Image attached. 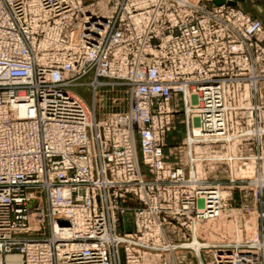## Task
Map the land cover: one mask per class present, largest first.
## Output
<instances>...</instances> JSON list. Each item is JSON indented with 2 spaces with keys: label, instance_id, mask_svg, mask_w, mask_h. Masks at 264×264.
Listing matches in <instances>:
<instances>
[{
  "label": "built area",
  "instance_id": "2783aa9c",
  "mask_svg": "<svg viewBox=\"0 0 264 264\" xmlns=\"http://www.w3.org/2000/svg\"><path fill=\"white\" fill-rule=\"evenodd\" d=\"M220 1L0 0V264H113L118 249L126 264H170L168 224L192 241L219 218L220 191L164 149L178 97L188 130L197 119L219 142L264 79L261 21ZM84 78L95 102L124 88L126 108L88 109L71 90ZM118 215L132 234L115 232ZM261 241L207 247V264H262Z\"/></svg>",
  "mask_w": 264,
  "mask_h": 264
},
{
  "label": "rangeland",
  "instance_id": "374dc122",
  "mask_svg": "<svg viewBox=\"0 0 264 264\" xmlns=\"http://www.w3.org/2000/svg\"><path fill=\"white\" fill-rule=\"evenodd\" d=\"M83 1L88 4L95 0ZM239 7L243 12L259 19L264 27V0H244ZM254 75L258 78H253V87L247 88L249 98L247 100L240 99L238 103L230 106L235 108L230 113L233 115V119L235 116L243 117L237 125L235 120L232 124L230 123L228 134L232 138L231 141H206V143L200 141L193 148V156L195 155L196 161L193 164L190 163L186 138L192 127L188 130L186 126L185 109L180 97L176 99L179 109L174 115L171 129L165 139L166 162L171 168H181L185 174L194 168V177L201 182L198 184L199 186L216 187L221 193L220 216L223 217V222L219 224L221 220L217 218L212 221L215 226L208 231L204 229L208 222L195 225L197 239L201 243L210 242L211 244L208 243L210 247L217 243L264 238V188L261 187V184L252 183L255 180H264V136L255 133L258 129L264 130V79L260 69ZM90 79L84 78L71 88L88 109L91 110L95 106L96 113L102 118L108 112L126 108L127 96L124 88H100L96 91L97 100L95 102L94 91L87 85L91 81ZM246 119L251 120L250 123L247 122L248 126H246ZM190 120L193 125L198 127L197 119ZM249 124H253L252 128L249 127ZM231 126H233L232 129ZM250 130L255 131L252 138L241 137L244 132ZM251 160L255 166L254 175L248 178L241 177V170L247 164H251ZM127 202L134 206L139 205L135 200ZM126 204L124 203V205ZM166 230L169 240L173 244L191 242L189 233L185 229H180L175 223L168 224ZM48 232L49 230H47V234ZM115 232L117 234H132L134 224L128 216L118 215ZM236 236H238V240H235ZM200 254L201 263L190 249H176L170 256H167V259L170 264H207L210 261L212 249H204ZM113 264H126L121 249L117 250ZM147 264L155 263L149 259Z\"/></svg>",
  "mask_w": 264,
  "mask_h": 264
},
{
  "label": "bare ground",
  "instance_id": "6f19581e",
  "mask_svg": "<svg viewBox=\"0 0 264 264\" xmlns=\"http://www.w3.org/2000/svg\"><path fill=\"white\" fill-rule=\"evenodd\" d=\"M188 114L191 112L190 109L187 110ZM190 117V116H189ZM236 128V127H235ZM262 130H259V131H256L255 133L256 134H261ZM231 134V133H230ZM203 135L200 133L199 129L197 128V126H194L192 127V129H190V132H188V135H187V138H186V143L188 145V149H189V161L190 163L193 164L194 161H196L193 156V148L200 142V141H206L207 139V136H203ZM263 136H264V133H263ZM240 138V137H239ZM238 138V139H239ZM218 140H225V141H231L232 138L229 136V134H225L224 136H221L219 137ZM206 143V142H205ZM252 161V160H251ZM194 167V165H193ZM254 163L252 161L251 164H247L246 167H244V169L241 170V177H245V178H248V177H252L254 175V172H255V168H254ZM194 168L191 169L189 171V175L193 178L194 177ZM260 177V176H259ZM252 183L254 184H261V187L264 186V180H258V181H252ZM219 219L221 220L219 222V224H221L223 222V217L222 216H219ZM215 221V220H213ZM215 224V223H213ZM212 224V221H209L206 228H204L206 231H208L209 229H212L215 225ZM237 229V228H236ZM254 235V234H253ZM238 236H239V233H238ZM238 236H236V239L235 240H238ZM255 241V240H254ZM209 244H211L210 242H208ZM208 243H201L198 239H197V235H196V232H195V237L194 239L191 241V242H188V243H183V244H176L174 245L175 246V249H190L192 250L195 255L199 258V261L201 263V254L200 252L204 249H206L207 247H210ZM216 245V244H215ZM213 246V245H212ZM254 246H259V248L262 249V247H264V242L261 241L259 243H257L256 245ZM8 261L10 263H16L19 261V258L18 257H10L8 258Z\"/></svg>",
  "mask_w": 264,
  "mask_h": 264
},
{
  "label": "water",
  "instance_id": "95a60500",
  "mask_svg": "<svg viewBox=\"0 0 264 264\" xmlns=\"http://www.w3.org/2000/svg\"><path fill=\"white\" fill-rule=\"evenodd\" d=\"M244 0H236L234 3H232V5H236L237 2H243ZM215 4H221V1L220 0H214Z\"/></svg>",
  "mask_w": 264,
  "mask_h": 264
},
{
  "label": "crops",
  "instance_id": "0c3cea01",
  "mask_svg": "<svg viewBox=\"0 0 264 264\" xmlns=\"http://www.w3.org/2000/svg\"><path fill=\"white\" fill-rule=\"evenodd\" d=\"M242 3V2H241ZM241 3L239 5H241Z\"/></svg>",
  "mask_w": 264,
  "mask_h": 264
}]
</instances>
